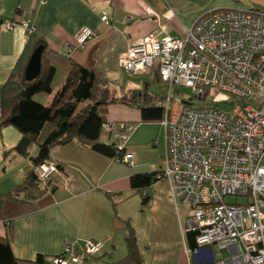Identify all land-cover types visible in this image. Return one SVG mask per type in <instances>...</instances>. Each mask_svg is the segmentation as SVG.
<instances>
[{"label": "crops", "instance_id": "obj_1", "mask_svg": "<svg viewBox=\"0 0 264 264\" xmlns=\"http://www.w3.org/2000/svg\"><path fill=\"white\" fill-rule=\"evenodd\" d=\"M44 1L0 0V22L12 19L15 23L10 30L0 29V117L2 85L28 38L21 24L23 18L18 14L23 12L24 19L50 49L97 70L115 97L133 98L131 104L100 107L99 113L109 122L135 124L125 144L133 154L134 165L105 157L76 140L53 146L50 158L58 170L52 178V193L37 197L34 192L30 194V202L41 204L29 210H23L25 198L8 195L0 206V236L9 239L14 254L21 259L33 260L37 254L56 255L64 242L79 247L83 240H94L103 241L104 248L83 264H124L119 259L126 253L124 221L128 220L136 232L144 264H204L198 256L203 248L209 254L205 264H220L227 251L218 254L214 247H197L195 236L186 229L190 209L173 202L167 181L159 179L153 183L146 190L148 201L144 202L143 194L130 188L133 173L160 171L165 132L161 121L141 119L134 101H140L139 96H133L151 91L147 83L137 85L127 79L132 75L122 70L117 60L120 53L145 35L158 31L159 26L173 34L176 28L190 27L197 17L209 11H264V0ZM102 10L108 14L107 24L100 19ZM82 26L93 28L95 35L83 48L73 47L67 52L65 45L73 44ZM145 75L160 81L155 70ZM104 136L109 139L102 131L101 138ZM20 137L13 126L0 128V194L21 185L31 168V161L14 150ZM35 152L32 147L31 153ZM7 218L11 220L8 227Z\"/></svg>", "mask_w": 264, "mask_h": 264}, {"label": "built area", "instance_id": "obj_2", "mask_svg": "<svg viewBox=\"0 0 264 264\" xmlns=\"http://www.w3.org/2000/svg\"><path fill=\"white\" fill-rule=\"evenodd\" d=\"M19 16L32 32L24 13ZM100 19L109 22L106 11ZM14 24L2 20L0 29L10 30ZM159 27L117 60L130 75L155 70L169 88L162 101L153 102L164 109L159 179L168 182L174 203L189 207L186 229L195 233L198 248L214 247L218 254L226 250L220 264H264V11H209L173 34ZM95 33L82 26L65 50L83 48ZM174 86L190 87L196 98L211 100L202 105L180 101L171 96ZM220 103L232 104V109L225 112ZM134 128L128 122L102 124L120 149ZM123 161L134 165L132 152ZM57 170L53 161L38 164L35 182L50 190ZM225 196L245 202L227 203ZM103 248V241L83 240L79 247L64 242L51 264H83Z\"/></svg>", "mask_w": 264, "mask_h": 264}, {"label": "trees", "instance_id": "obj_3", "mask_svg": "<svg viewBox=\"0 0 264 264\" xmlns=\"http://www.w3.org/2000/svg\"><path fill=\"white\" fill-rule=\"evenodd\" d=\"M27 33L23 51L2 85L0 117V128L10 125L21 135L14 150L31 161V168L23 183L9 193L0 194V206L3 207L6 197L12 193L14 197L27 200L23 210L41 204V201L30 202V194L35 193L36 197L50 195L54 189L53 185L50 190L38 186L33 169L42 162L52 161L50 151L55 145L76 140L105 157L123 161L126 147L120 149L115 142H105L101 138L102 124L106 120L99 113V108L111 103L131 104L133 99L124 95L115 97L97 70L77 63L67 54L50 49L46 41L35 33V29ZM39 45L43 46L40 72L34 79L27 80L24 69L31 53ZM137 96L140 101H134L140 110L141 119L162 121L163 106H155L153 102L162 101L165 94L141 92L133 97ZM181 101L191 103L186 99ZM32 147L36 148L35 154L31 153ZM159 177L160 171L133 173L130 176V188L135 193L143 194ZM21 192L23 194L19 196ZM147 199L146 192L143 202ZM10 221V218L5 220L7 227ZM124 225L126 253L119 262L144 264L133 226L128 220L124 221ZM188 232L195 236V233ZM56 255L37 254L33 260L18 258L9 239L0 236V264H51V259Z\"/></svg>", "mask_w": 264, "mask_h": 264}, {"label": "rangeland", "instance_id": "obj_4", "mask_svg": "<svg viewBox=\"0 0 264 264\" xmlns=\"http://www.w3.org/2000/svg\"><path fill=\"white\" fill-rule=\"evenodd\" d=\"M127 79H129L132 83H136L137 85L141 84L142 82L147 83V87H148L149 91H151L153 93L165 94V95L168 93L169 88H168L167 84H165L164 82H161V81H155L154 79H152L148 75H145V74L137 75V76L132 75L131 77H128ZM171 96L175 99L180 100V101L183 99H186V100H190L191 103L199 104V105L207 104L211 100V96H207L205 100L196 98L194 96V93L191 90V88L186 87V86H174L171 90ZM232 106H233L232 104H226V103H220L219 104L220 109L225 111V112H229L232 109ZM120 122H122V121H120ZM103 138L104 139H102V140L105 142L109 140L105 136ZM224 199H225V202H227V203H244L245 202V198H243V197L225 196Z\"/></svg>", "mask_w": 264, "mask_h": 264}, {"label": "water", "instance_id": "obj_5", "mask_svg": "<svg viewBox=\"0 0 264 264\" xmlns=\"http://www.w3.org/2000/svg\"><path fill=\"white\" fill-rule=\"evenodd\" d=\"M43 51V46H37L31 53L26 67L24 69V77L27 80L34 79L40 72L41 68V54Z\"/></svg>", "mask_w": 264, "mask_h": 264}, {"label": "bare ground", "instance_id": "obj_6", "mask_svg": "<svg viewBox=\"0 0 264 264\" xmlns=\"http://www.w3.org/2000/svg\"><path fill=\"white\" fill-rule=\"evenodd\" d=\"M201 250H203V251L202 252L199 251L200 253H198V256H200V260H203V261H201V263L205 264L204 260H206V263H208L209 262V258H208L209 254H208V252H205L206 248H203Z\"/></svg>", "mask_w": 264, "mask_h": 264}]
</instances>
